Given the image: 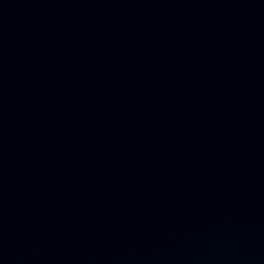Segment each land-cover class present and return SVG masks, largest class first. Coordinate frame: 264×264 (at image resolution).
<instances>
[{
    "label": "water",
    "instance_id": "95a60500",
    "mask_svg": "<svg viewBox=\"0 0 264 264\" xmlns=\"http://www.w3.org/2000/svg\"><path fill=\"white\" fill-rule=\"evenodd\" d=\"M0 264H264V0H0Z\"/></svg>",
    "mask_w": 264,
    "mask_h": 264
}]
</instances>
